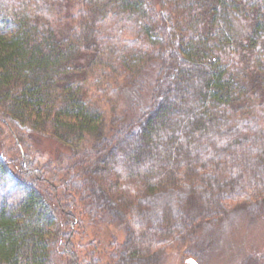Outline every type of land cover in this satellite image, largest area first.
<instances>
[{"label": "trees", "instance_id": "16d2710c", "mask_svg": "<svg viewBox=\"0 0 264 264\" xmlns=\"http://www.w3.org/2000/svg\"><path fill=\"white\" fill-rule=\"evenodd\" d=\"M0 125V264H160L261 214L264 0H0ZM25 129L89 149L41 165ZM97 219L120 239H88Z\"/></svg>", "mask_w": 264, "mask_h": 264}, {"label": "rangeland", "instance_id": "374dc122", "mask_svg": "<svg viewBox=\"0 0 264 264\" xmlns=\"http://www.w3.org/2000/svg\"><path fill=\"white\" fill-rule=\"evenodd\" d=\"M150 79V78H149ZM150 88L147 86L143 94L135 90H123V96L115 109V116L129 119L134 110L143 109L149 103ZM132 111V112H131ZM106 111L105 122L112 117ZM29 135L28 145L35 152L40 164L62 167L70 164L72 155L89 149V142L82 145L65 147L48 136L24 130ZM14 136L0 125V151L14 149ZM20 192L9 183L5 192ZM1 194L0 196H2ZM185 215L195 218L201 213L200 205L190 200L185 207ZM247 210H235L215 226L203 224L195 235L194 242L183 249L169 252L160 264H263L264 258V206L259 216H250ZM87 237L105 244L109 237L119 238L122 228L107 227L97 219L88 225ZM105 247V245H104ZM101 249L103 247H100ZM102 258V256H101ZM105 261V259H103Z\"/></svg>", "mask_w": 264, "mask_h": 264}]
</instances>
